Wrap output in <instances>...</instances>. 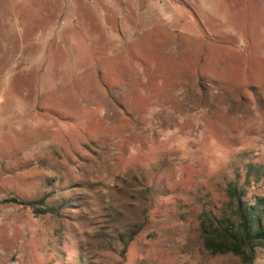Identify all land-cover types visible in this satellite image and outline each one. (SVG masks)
<instances>
[{
  "label": "rangeland",
  "instance_id": "1",
  "mask_svg": "<svg viewBox=\"0 0 264 264\" xmlns=\"http://www.w3.org/2000/svg\"><path fill=\"white\" fill-rule=\"evenodd\" d=\"M227 182L264 226V0H0V264H243Z\"/></svg>",
  "mask_w": 264,
  "mask_h": 264
},
{
  "label": "trees",
  "instance_id": "2",
  "mask_svg": "<svg viewBox=\"0 0 264 264\" xmlns=\"http://www.w3.org/2000/svg\"><path fill=\"white\" fill-rule=\"evenodd\" d=\"M224 191L228 210L220 217L206 209L198 214L203 247L211 254L230 253L243 264H253L256 249L264 248V226L260 219L263 200L248 202L234 182H227Z\"/></svg>",
  "mask_w": 264,
  "mask_h": 264
}]
</instances>
